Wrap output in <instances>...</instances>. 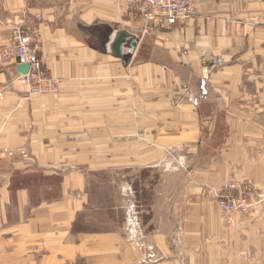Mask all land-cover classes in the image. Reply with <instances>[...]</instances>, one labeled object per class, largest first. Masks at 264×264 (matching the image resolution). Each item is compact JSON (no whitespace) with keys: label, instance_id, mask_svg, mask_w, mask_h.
<instances>
[{"label":"crops","instance_id":"1","mask_svg":"<svg viewBox=\"0 0 264 264\" xmlns=\"http://www.w3.org/2000/svg\"><path fill=\"white\" fill-rule=\"evenodd\" d=\"M126 1L0 0V52L8 23L40 13L41 64L62 81L28 97L0 60V264H264V211L227 223L213 194L264 182V0H192L172 28ZM182 144L195 167L161 175L141 210L134 190L109 205L85 190L82 167Z\"/></svg>","mask_w":264,"mask_h":264},{"label":"built area","instance_id":"2","mask_svg":"<svg viewBox=\"0 0 264 264\" xmlns=\"http://www.w3.org/2000/svg\"><path fill=\"white\" fill-rule=\"evenodd\" d=\"M128 12L148 26L152 23L172 28L190 19L192 0H128ZM42 15L34 14L26 19L19 17L10 24V41L0 52V60L25 64L29 67L24 76L17 78L28 88V95L50 96L59 92L62 81L47 77L41 64L35 37V25L41 23ZM218 209L225 215L227 223L239 214H247L252 207L264 200V183L251 180L231 181L213 193Z\"/></svg>","mask_w":264,"mask_h":264},{"label":"rangeland","instance_id":"3","mask_svg":"<svg viewBox=\"0 0 264 264\" xmlns=\"http://www.w3.org/2000/svg\"><path fill=\"white\" fill-rule=\"evenodd\" d=\"M28 94V92H27ZM28 97H30L28 95ZM173 146V145H172ZM166 148L164 150H150L144 151L141 153L135 152V163H138V159H141L142 156L147 155L146 158H150L151 163H148L144 167L143 165H138L134 168H117V167H106L103 169H84L83 173L85 174L86 179V187L85 190L92 196L102 197V200L106 199L105 201H100L101 204H113V203H120L118 198L120 197H113V202H108L109 197H112V194H122L123 199L125 197L123 194H127L128 192H132L133 190L138 193V207L139 209H143L144 206L149 203L150 193L152 190L157 188L159 184L158 180L161 175L163 174H170L171 172H180L184 175V178L188 176L191 172L192 168L195 167V163H193V155L197 152L194 149H190L184 144L177 146ZM211 152L210 148H205L204 152ZM117 154H103V155H96L97 159L101 157V161L110 163L112 158L116 159ZM96 156H88L89 164L94 162ZM120 160L122 158L126 159L125 154H118ZM196 156V155H195ZM87 167V166H86ZM131 185L129 186V183ZM264 183V182H262ZM58 192V190H56ZM51 196H53V192L51 191ZM105 197V198H103ZM101 199V198H98ZM122 200V199H121ZM124 203V202H121ZM264 211V200L261 204L256 205L251 208L247 214H239L240 216H258L261 215ZM129 213V211H128ZM132 214V213H129ZM134 214V213H133ZM120 213L118 212L115 216L117 221L120 218ZM223 215V213H222ZM223 217L226 219L225 215ZM133 230L136 223L133 222L132 226H130ZM134 231L136 232V230ZM177 245L174 244V251H176Z\"/></svg>","mask_w":264,"mask_h":264},{"label":"water","instance_id":"4","mask_svg":"<svg viewBox=\"0 0 264 264\" xmlns=\"http://www.w3.org/2000/svg\"><path fill=\"white\" fill-rule=\"evenodd\" d=\"M132 46H134V45H132ZM28 69H29V67H27V65L19 64V66L16 67L18 77L26 75L28 72Z\"/></svg>","mask_w":264,"mask_h":264}]
</instances>
